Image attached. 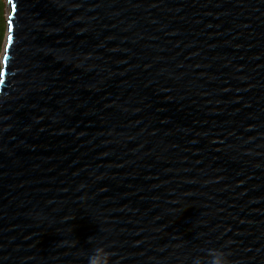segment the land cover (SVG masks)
Listing matches in <instances>:
<instances>
[{"label":"water","instance_id":"95a60500","mask_svg":"<svg viewBox=\"0 0 264 264\" xmlns=\"http://www.w3.org/2000/svg\"><path fill=\"white\" fill-rule=\"evenodd\" d=\"M7 1L0 264H264V0Z\"/></svg>","mask_w":264,"mask_h":264},{"label":"clouds","instance_id":"9594fccd","mask_svg":"<svg viewBox=\"0 0 264 264\" xmlns=\"http://www.w3.org/2000/svg\"><path fill=\"white\" fill-rule=\"evenodd\" d=\"M93 238H89V243ZM110 245L96 243L92 247L87 256V264H114L112 257L115 255L109 250ZM230 252L224 248H208L204 250V254L197 255L192 258V264H232L229 260Z\"/></svg>","mask_w":264,"mask_h":264},{"label":"trees","instance_id":"16d2710c","mask_svg":"<svg viewBox=\"0 0 264 264\" xmlns=\"http://www.w3.org/2000/svg\"><path fill=\"white\" fill-rule=\"evenodd\" d=\"M6 3L5 0H0V77L2 71V59L1 55L4 52V48L8 36V23L6 17ZM3 58V57H2Z\"/></svg>","mask_w":264,"mask_h":264},{"label":"rangeland","instance_id":"374dc122","mask_svg":"<svg viewBox=\"0 0 264 264\" xmlns=\"http://www.w3.org/2000/svg\"><path fill=\"white\" fill-rule=\"evenodd\" d=\"M5 3H6V17H7V19L9 18V15H10V10H11V7H10V5H9V3H8V1L7 0H5ZM4 51H5V48H4ZM4 56V52L2 53V55H1V59H2V57ZM1 63H2V61H1ZM3 66V65H2Z\"/></svg>","mask_w":264,"mask_h":264},{"label":"snow or ice","instance_id":"6c2138e0","mask_svg":"<svg viewBox=\"0 0 264 264\" xmlns=\"http://www.w3.org/2000/svg\"><path fill=\"white\" fill-rule=\"evenodd\" d=\"M8 39H9V41H11V40H12V37H11V36H9V38H8Z\"/></svg>","mask_w":264,"mask_h":264}]
</instances>
